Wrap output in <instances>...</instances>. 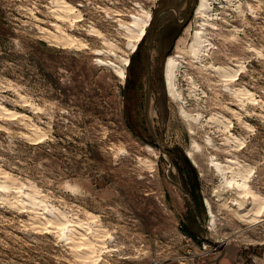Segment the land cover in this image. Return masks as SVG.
<instances>
[{
    "label": "rangeland",
    "instance_id": "obj_1",
    "mask_svg": "<svg viewBox=\"0 0 264 264\" xmlns=\"http://www.w3.org/2000/svg\"><path fill=\"white\" fill-rule=\"evenodd\" d=\"M197 2L0 0V264H264V0Z\"/></svg>",
    "mask_w": 264,
    "mask_h": 264
},
{
    "label": "bare ground",
    "instance_id": "obj_2",
    "mask_svg": "<svg viewBox=\"0 0 264 264\" xmlns=\"http://www.w3.org/2000/svg\"><path fill=\"white\" fill-rule=\"evenodd\" d=\"M209 2H210V0H198L197 6H196V14H198L197 17H204V15L207 13L208 8L211 6ZM67 6H70V5L67 4ZM68 8H71L72 9L71 6L68 7ZM135 21H137L136 18H135ZM134 23H132V25ZM145 25L146 24L143 23V26L141 27L140 37H142L145 34V31H146L145 30ZM129 26H131V25H129ZM194 38H195V41H194L193 51L191 53L192 54L191 57L193 59H197L198 54H199V51L203 47V45H202L203 44V41H202V37L200 36V33L199 32H196L195 33ZM136 45H137V43L134 44V46H133L134 49H135ZM178 55L179 54H176L175 57H179ZM127 62H128V60H127ZM176 71H177V62H176V60L173 57H168L167 60H166V62H165V66H164V72H165L164 74H165V82H166L167 90L169 91V94L171 96H174L177 93L176 90H175V79H176V76H177ZM121 74L124 76V73H121ZM229 162L231 163L232 161H229ZM248 199L250 200V198H248ZM231 203H233V202H231ZM206 204H207V208H208V211H209L210 215L213 216V213H212V211L210 209L211 208L210 207V203L208 201H206ZM245 215H246V213H245ZM46 232H48V231H46ZM63 237H65V235H63ZM69 238H71V236ZM71 240H73V239L71 238ZM82 241H83V244H84V243L87 242V239L85 237H83L82 238Z\"/></svg>",
    "mask_w": 264,
    "mask_h": 264
},
{
    "label": "trees",
    "instance_id": "obj_3",
    "mask_svg": "<svg viewBox=\"0 0 264 264\" xmlns=\"http://www.w3.org/2000/svg\"><path fill=\"white\" fill-rule=\"evenodd\" d=\"M139 45H140V44H138V46H137L135 52L137 51ZM131 88H132V87H131V85H130V83H129V79L127 78V79H126V85H125V94H128L129 92H131V91L133 90V88H132V89H131ZM134 89H135V88H134ZM133 92H134V91H133ZM183 162H184V165L186 166V168L189 169L190 171H192V169H191L192 167H191L189 161H188L187 159L183 158ZM190 179H191L192 182H195V181H196V177H195V175H194L193 178H190ZM190 217H191V216H190ZM191 220H192V218L189 219V221H191ZM192 221H193V220H192ZM187 230H188V231L191 230V228L189 227V224H188V226H187ZM190 232H191V231H190Z\"/></svg>",
    "mask_w": 264,
    "mask_h": 264
}]
</instances>
